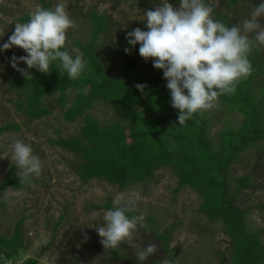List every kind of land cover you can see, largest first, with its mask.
<instances>
[{
  "label": "rangeland",
  "instance_id": "1",
  "mask_svg": "<svg viewBox=\"0 0 264 264\" xmlns=\"http://www.w3.org/2000/svg\"><path fill=\"white\" fill-rule=\"evenodd\" d=\"M45 2L54 8L59 0ZM169 2L179 7L178 1ZM207 2L213 9L214 19L223 21L216 11L238 24L250 18L260 0H239L234 4L231 0ZM65 3L77 25L68 33L69 52L78 49L83 54L78 42L91 41L94 34L91 15L98 13L110 19L108 28L96 39L94 46L103 70L109 76L122 77L124 63L134 58L139 73L152 72L164 79L163 70L156 69L151 59H139L132 50L125 52L130 48L127 33L136 28L147 31L144 14L160 6V0H65ZM37 7H43L42 0H0V45L8 42L19 19L30 16ZM261 23L264 24V18ZM259 51L264 60V47H259ZM25 55L27 53L16 46L0 52V128L11 123L19 127L0 135V184L8 175L19 178L9 147L14 138L30 144L43 165L39 178L26 182L20 189L7 187L0 193V236L10 238L17 223L24 220L22 232L27 248L15 264H22L30 257L38 258L39 264H138L130 245L124 243L115 250L106 249L96 230L103 224V215L108 210L105 205H113L114 198L120 194L125 197L134 194L137 209L132 214L145 217L147 227L138 230L135 243L141 247L153 243L157 247L144 264H221L218 253L230 249V235L221 221L215 224L214 231L200 232L199 226L207 222L206 216L199 211L203 198L189 188L175 192L178 178L169 168L158 171L155 181L124 192L105 181L93 180L87 184L80 181L72 167L75 155L52 141L75 138L86 143L82 128L87 117L100 127H106L124 120L125 113H121L116 104L97 98L83 116L68 121L65 112L73 106L78 93L67 88L61 92L52 91L41 99L48 114L39 119L29 117L25 105L28 90H16L11 84L22 74L11 66V59ZM18 67L30 74L40 72L35 68L27 69L24 63ZM258 81H264V71L253 85V91L258 92ZM203 116L209 120L208 139L214 146L221 144L223 130L229 126L239 130L243 125L240 114H227L221 98L219 107L204 112ZM228 179L232 188L242 179H248V187L238 193V204L250 208L245 216L247 228L264 242V141L249 145L245 152L235 157ZM174 225L177 230L170 240L169 253L157 236L167 234L169 227Z\"/></svg>",
  "mask_w": 264,
  "mask_h": 264
},
{
  "label": "trees",
  "instance_id": "2",
  "mask_svg": "<svg viewBox=\"0 0 264 264\" xmlns=\"http://www.w3.org/2000/svg\"><path fill=\"white\" fill-rule=\"evenodd\" d=\"M238 1L231 0V3ZM42 2V8H51L48 2ZM214 12L227 26L234 25ZM29 17L24 15L19 22H26ZM91 17L94 28L91 41L78 42L90 69L86 76L72 81L66 73L61 77L54 68L50 74L32 73L28 80L20 74L11 82L16 90H28L25 105L29 117L39 119L48 114L41 99L52 91L61 92L67 88L88 89L87 95L77 91V100L65 112L68 121L83 116L97 98L116 104L126 118L100 127L87 117L82 128L86 143L75 138L52 141L75 155L72 167L80 181L87 184L101 180L124 192L155 181L158 171L169 168L178 178L175 192L189 188L203 198L199 211L206 216L207 222L199 226L200 232L214 231L215 224L221 221L230 235V249L218 253L221 264H264V242L247 228L245 216L250 208L238 204V193L248 187V179H242L236 188L230 186L228 179L235 157L245 152L249 145L264 141V81H258V92L252 90L264 71L259 48H254L249 57L252 74L238 84L234 95L220 97L227 114H240L243 125L239 130L232 126L223 130L221 144L214 146L208 139L209 120L203 114H196L184 126L178 123V110L171 106L170 90L162 76L152 72L139 73L134 58L124 63L122 77L109 76L103 70L94 46L96 39L108 28L110 19L98 13H92ZM129 47L139 59L142 58L139 45ZM137 84L146 87L140 91ZM18 128L14 123L8 124L0 128V135ZM25 183L8 175L0 184V193L7 187L20 189ZM105 207L110 210L113 205L108 203ZM23 221L17 223L10 238L0 236V264L6 261L15 264L24 256L27 245L22 232ZM176 230L177 225H174L169 227L167 234L157 236L169 253V243ZM22 264H39V260L30 257Z\"/></svg>",
  "mask_w": 264,
  "mask_h": 264
},
{
  "label": "clouds",
  "instance_id": "3",
  "mask_svg": "<svg viewBox=\"0 0 264 264\" xmlns=\"http://www.w3.org/2000/svg\"><path fill=\"white\" fill-rule=\"evenodd\" d=\"M178 3L179 7H174L169 0H160V6L144 14L148 30L136 28L126 38L131 46L139 45L142 58L151 59L156 69L163 70L171 106L178 110V123L184 126L196 114L218 108L220 97L234 95L238 84L252 74L250 54L254 48L264 47L261 23L264 0L254 7L250 18L232 26L213 18L207 0H178ZM76 27L65 0H59L54 8L37 7L26 22L16 23L8 42L0 45V52L16 46L27 53L11 59V66L27 80L32 75L19 68L20 63L47 74L55 68L61 77L66 73L69 80L77 81L90 69L78 49L68 50L69 30ZM125 52L130 53L131 49L126 48ZM136 87L143 91L146 86ZM77 91L88 93L87 87ZM9 147L21 183H30L41 176L42 161L30 144L14 138ZM136 209L134 194L118 195L96 230L106 249L115 250L127 243L135 250L138 264H144L157 247L153 243L144 247L135 243L138 230L147 227L143 214L130 215Z\"/></svg>",
  "mask_w": 264,
  "mask_h": 264
}]
</instances>
